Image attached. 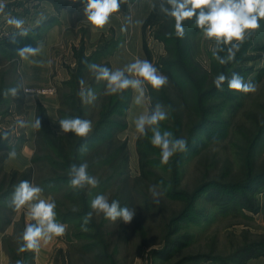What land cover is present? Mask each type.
<instances>
[{
  "label": "rangeland",
  "instance_id": "rangeland-1",
  "mask_svg": "<svg viewBox=\"0 0 264 264\" xmlns=\"http://www.w3.org/2000/svg\"><path fill=\"white\" fill-rule=\"evenodd\" d=\"M66 2H70L64 7L66 9H73L80 4V0H4V12H0V71H4L6 68L10 69V73L5 75L7 82H12L16 75L21 78L19 71L15 70V66L10 68V63L7 61L8 51L15 53L26 45L34 46L37 42L36 35L41 39L45 35L46 27L38 30V33H35L34 29H38L40 24L48 19L52 21V18L55 20L57 17L56 22H59L60 17L58 15L60 14L58 13L64 9H59V7L65 5ZM151 4L152 0H121L118 13L113 14L103 28H96L95 30L85 21L82 10L76 16H73L71 12H64L62 19L67 24L66 30L70 31L68 36L73 37L71 39L75 43L73 54L77 61L81 50L91 54L110 42L107 45L113 49L112 53L110 52L97 63L105 64L106 61H109V66L115 68L122 67L135 57L147 58L163 72L159 65L162 63L163 56L168 55V51L165 42L156 38L152 27H147L146 31L151 58L143 48L142 24L150 12ZM4 13L22 17L25 21L24 27L28 29V32L26 34L12 33L16 29L6 23ZM126 17H131L132 23H128L126 30L122 31L121 25L125 24ZM137 21L139 22L137 23ZM254 31L250 48L243 55V60L235 64V68L238 67L236 72L245 80L256 83V90L245 93L227 89V92L233 97L229 100V108L223 110L218 118V121L222 120L224 124L222 137L210 141L198 152L191 151L189 153L190 157L183 168L179 188L192 190L205 177L225 182H241L255 171L256 173L264 171V134L256 153L254 167L251 164L250 156L251 141L261 124L264 123V20L261 22V27ZM15 35H24V38L17 40L12 45L3 41ZM211 44L212 41L204 38L199 29L192 41L191 48L192 60L197 66L194 67L192 73L196 79H202L206 73V86L214 79V74L210 71L211 58L208 55ZM115 51L117 52L115 53ZM91 77L92 75L88 72L87 80H90ZM166 84H169V91L173 97H176L179 92L177 88L171 87L169 79ZM148 90H150V85L147 86L146 95L148 99L141 105L133 103L132 112L130 111L128 114L129 125L127 129L117 134L120 139H126L127 142L130 175L128 185L130 187H132L135 177L140 174L136 149L139 134L136 133L133 118L149 107L151 98ZM183 90L187 95L192 94L190 86H186ZM104 92H106L105 89L95 92L96 99L91 103H86L91 122L98 115L103 99L102 93ZM21 95L19 98L17 95L9 99L5 98L4 102L6 103L1 106V109L6 110V112L0 114V133L7 132L8 135H0L6 139L0 144V149H2L0 155L5 151L4 147L9 145L8 141L14 137L11 135L13 132L18 139L22 136L21 127L17 124V121L22 120L23 116L26 115L22 105L23 91H21ZM162 105L168 111L166 120L168 124H174L176 109L181 113L182 135L186 133L188 119L197 120V116L193 113L190 114V107L185 103L179 102L178 106L174 105V107L172 104ZM11 125H16V128ZM156 171L161 172L158 167ZM148 185L139 186L143 192L135 190L134 201L128 206L135 208V215L131 221L125 222V234L120 237V246L116 254L118 264H176L185 254L197 256L195 261H190L188 264H222L223 262L220 260L207 257L220 255L225 258L237 250L256 244L261 246H253L254 249L251 248L253 250H250L248 254L239 258L238 261L229 262V264H264V179L256 182L250 189L251 192L242 190L228 192L219 188H211L204 192L198 202L199 216L185 220L176 235L182 236L183 241H188V243L170 253L167 252L163 255L164 257L153 256L150 250L164 247V224L170 220L172 214L182 208L183 202L168 197L158 183ZM151 186H156V190L160 193L159 196L153 197L150 190ZM114 191L115 188L107 196ZM230 197H233L231 202L234 205L233 208L229 207L227 211H222L221 204L229 200ZM247 197L249 199L243 202V198ZM248 203L256 210L246 207ZM95 215L99 218L100 213L95 212ZM136 218L141 229L136 226ZM121 222L124 221L118 218L116 221L110 220L107 224V228L112 231L108 235L113 246L109 248L110 252L114 248L113 244L119 238ZM60 237L61 245H63L62 251L59 246V248L56 246L47 264H108L101 258L97 259L94 256V251L87 252L82 249L80 246L82 241L75 240L69 243L65 240V234ZM9 243L17 248L19 242L14 237ZM10 261L11 264H16L17 260L12 259Z\"/></svg>",
  "mask_w": 264,
  "mask_h": 264
},
{
  "label": "trees",
  "instance_id": "trees-1",
  "mask_svg": "<svg viewBox=\"0 0 264 264\" xmlns=\"http://www.w3.org/2000/svg\"><path fill=\"white\" fill-rule=\"evenodd\" d=\"M68 4L70 2L61 5L59 9L64 8ZM51 22L44 21L41 23L38 29H34L35 33H38L41 28L47 27ZM172 25L173 21L170 18L164 16L157 8H153L152 6L142 24L143 48L150 58L151 51L146 40L147 27H152L156 38L165 42L168 55L163 56L159 67L168 76L171 87L173 86L179 91L176 97H173V94L169 91V84H165L160 89H153L150 86L148 93L151 101L148 108H151L157 102L168 105L172 104L173 107L174 105L178 106L179 102H182L190 107V114L193 113L197 116V120L192 121L188 119L186 123L188 127L185 134H181L182 118H180L181 113L177 109L175 110L176 119L174 120V124H168L167 119L160 122L162 130L168 129L173 132L174 136L183 137L187 142L186 148L174 153L167 163H161L160 149L150 143L151 132L148 131L144 136L139 135L136 141V149L138 152L140 174L138 177H135L133 185L130 187L128 185L130 175L127 142L126 139H120L117 134L128 127L127 114L133 97V89L128 88L123 90V92L115 94L102 93L103 99L98 115L92 121V129L86 137L75 136L71 131L67 133L57 132L50 124L45 107L42 104H38L36 117H39L41 127L36 128V149L29 167L23 171L12 170L10 172H6L3 169V162L8 153L18 149L25 140L23 135L16 143H8L9 145L4 147L5 151L0 155L1 230H4L7 225L14 221V214L17 210L11 205L14 186L20 180L27 179L32 183L39 184L43 188V193L56 201V219L66 224L64 234L67 242L71 243L75 240H80L82 241L80 244L82 249L87 252L94 251V256L97 259L101 258L102 261L108 264H118L116 254L120 246V237L125 234L126 223L121 222L119 238L113 244L114 248L110 252L109 248L113 247L108 239V235L112 232L107 228L110 220L105 218L102 213L97 218L95 211L90 208V201L97 193L103 192L107 195L115 188V191L108 195L109 200L118 199L122 206H129L134 201L135 190L143 192L139 186H142V184L158 183L168 197L179 199L183 202L182 208L172 214L170 220L164 224V247L162 249L150 250L153 256L161 257L167 252L170 253L188 243V241H183L182 236L176 235L185 220L194 219L199 216L198 202L204 192L211 188H219L228 192L238 190L251 192L252 190L250 189L253 188L254 184L264 179V171L260 173H256L255 171L241 182H225L205 177L192 190L179 188L183 168L190 157L189 153L191 151L198 152L210 141L222 137V126L224 124L222 120L218 121V118L223 110L229 108V100L233 96L227 92V80L224 81L222 88H217L213 81L209 82L208 86H206V73L202 79H196V76L192 73V70L196 66L191 56L192 41L199 28L191 20H186L184 22V35L178 37L174 34ZM168 33L173 34L169 35ZM254 34L255 31L252 30L251 34L241 43L239 50L236 51L235 58L225 64H220L213 57L212 51L208 50V55L211 58L210 71L214 74V77L220 72L231 77L232 73L238 70V67L235 68V64L243 60V55L252 44ZM37 37L38 35H36V41ZM23 38L24 35H15L3 41L6 44L12 45L17 40H22ZM107 44H110V42L91 54H87L84 50H81L78 54V61L71 71L70 77L58 89L60 118L79 115L90 120L87 104L82 101L79 95L81 88L80 81L83 79L85 86L91 87L95 92L105 89L106 83H103L102 80L97 81L94 76L90 80H87L89 72L87 65L89 62L97 63L101 58L109 55L110 52L112 53L113 49ZM224 47L226 48L227 46ZM226 54V51L220 52L222 56ZM7 61L10 63V68L11 66H15V70H18L20 57L17 51L15 53L8 51ZM105 64L110 65L109 61H106ZM9 73V68L0 71V91L22 83L21 78L17 75L13 78L12 82H7L5 75ZM186 86L191 87V95H187L183 90ZM21 91L22 89L18 91L17 98L22 96ZM11 97L14 96L11 94H0V114L6 112V110L3 111L1 109L2 104L6 103L4 99ZM263 134L264 123L261 124L251 141L250 156L253 167ZM5 140V137L0 136V144ZM82 145L85 146L86 150H81ZM83 160H87L89 163V173L97 176L100 180V183L96 187L85 186L84 188L77 189L68 183L69 177L67 173L70 165L73 163L78 164ZM157 167L161 170L160 173L156 171ZM248 199V197L243 198L242 201L245 202ZM232 200L233 197H230L229 200L223 202L221 210L227 211L229 207L233 208L234 205L231 204ZM246 207L251 210L254 208L249 203ZM89 211H93V215L90 217L86 227H81L84 223L83 217ZM135 220L136 226L141 229L138 219L136 218ZM26 223L24 217L15 221L14 233L6 235L4 238V248L10 256V260L22 259L24 264H34L36 250L18 252L16 251L18 245L16 248V246L11 245L12 243H9L10 240L14 237L16 238L22 232ZM253 246L260 247L261 245L256 244ZM253 246L237 250L225 258L220 255H209L207 258L220 260L223 262L222 264H229V262L238 261L239 258L248 254L250 250L254 249ZM76 248L78 250V247ZM60 250L62 251V248ZM196 259L197 256L195 254H185L176 264H188L190 261H195Z\"/></svg>",
  "mask_w": 264,
  "mask_h": 264
},
{
  "label": "clouds",
  "instance_id": "clouds-1",
  "mask_svg": "<svg viewBox=\"0 0 264 264\" xmlns=\"http://www.w3.org/2000/svg\"><path fill=\"white\" fill-rule=\"evenodd\" d=\"M80 5L85 21L95 30L103 28L109 22L110 17L118 13L121 0H80ZM151 6L173 21L174 34L178 37L184 35V22L191 20L202 31L203 37L212 41V55L220 64H225L235 58L241 43L251 34L252 30L261 27V20L264 19V0H153ZM4 8V0H0V12H4ZM4 15L6 23L16 29L12 33L26 34L28 32V29L24 27L25 21L22 17L8 13ZM128 23H132L131 17H126L125 24L121 25L122 31L126 30ZM39 51L38 45L36 47L26 45L18 49L17 53L22 59L30 60ZM221 51H226L227 54L222 56ZM87 67L97 81H106L105 91L108 94L120 93L128 88L133 89L135 92L133 100L137 105L144 104L148 99L146 95L148 85L153 89H160L168 81V76L147 58L135 57L122 67L112 68L107 64L96 62H89ZM226 80L229 89L245 93L254 92L257 87L255 82L245 80L238 72H233L231 77L220 72L214 77L213 83L217 88H222ZM80 84L79 95L82 101L85 103L94 101L95 91L91 87H86L83 79ZM20 89H23L25 93L32 92L31 88L19 83L0 91V94H11L15 97ZM167 117L168 111L157 102L133 118L136 133L144 136L148 131L151 132L150 143L160 149L161 163H167L174 153L184 150L187 144L183 137L174 136L173 132L168 129L162 130L160 122L166 120ZM58 120L64 133L71 131L78 137H86L92 129V122L79 115L65 116ZM25 123L24 120L17 121L19 126H24ZM31 126L41 127L38 116L31 122ZM0 135L6 136L8 133L3 132ZM81 150H86L84 145L81 146ZM15 155V150L9 152V156L14 157ZM88 168L87 160L71 164L67 173L68 183L77 189L85 186L96 187L100 180L97 176L90 174ZM150 190L153 197L160 195L156 186H151ZM42 193L43 188L39 184L27 179L20 180L14 186L11 205L14 209H25V215L30 221L16 237L19 242L18 252L38 250L42 241L47 243L65 232L66 224L56 219V201L51 197H44ZM90 208L112 221L119 218L124 222H129L135 215V208L122 206L118 199L109 200L103 192L92 197ZM92 215L93 211L86 213L81 227H86ZM16 264H24V261L17 260Z\"/></svg>",
  "mask_w": 264,
  "mask_h": 264
},
{
  "label": "crops",
  "instance_id": "crops-1",
  "mask_svg": "<svg viewBox=\"0 0 264 264\" xmlns=\"http://www.w3.org/2000/svg\"><path fill=\"white\" fill-rule=\"evenodd\" d=\"M81 5L70 9L64 8L61 13H58L60 17L59 22H56L52 18V22L46 27L45 35L38 37L35 44L40 47V51L30 60H24L20 57V63L18 71L21 75V81L24 86L33 89H45L42 92H29L25 93L23 90V108L26 111V115L23 116L22 120L26 121L24 126H20L22 135L25 140L21 146L15 150L16 155L14 157L9 156L5 158L3 162V169L6 172L12 170L23 171L31 164L33 153L36 149V128L31 126V122L36 118V110L38 104H42L50 120L51 126L57 132H63L59 125V108H60V97L58 89L62 87L63 82L70 77V73L77 63L76 56L73 54V48L75 43L71 40L73 37L69 34V30H66L67 24L62 19L64 12H71L73 16L80 14ZM46 21V20H45ZM47 21H51L48 19ZM67 36V38H66ZM73 42V43H72ZM117 51H115L116 53ZM111 57V56H110ZM31 61V62H30ZM135 92L133 90V97ZM128 110V114L133 109V100ZM127 114V120H128ZM129 125V120H128ZM13 126V125H11ZM16 128V125L13 128ZM12 140L9 143L14 144L17 139L14 132L11 134ZM14 140V141H13ZM44 197H50L47 194L42 193ZM24 217L26 222H30L25 215V209H17L14 214V221L7 225L4 230L0 229V264H10V256L4 248V238L7 235L14 233L15 221ZM61 237H54L47 243L41 242V246L35 251L34 264H47L49 257L52 255L54 248L61 245ZM58 247V248H59Z\"/></svg>",
  "mask_w": 264,
  "mask_h": 264
},
{
  "label": "built area",
  "instance_id": "built-area-1",
  "mask_svg": "<svg viewBox=\"0 0 264 264\" xmlns=\"http://www.w3.org/2000/svg\"><path fill=\"white\" fill-rule=\"evenodd\" d=\"M31 89H32V92H42V91H45V89H33V88H31Z\"/></svg>",
  "mask_w": 264,
  "mask_h": 264
}]
</instances>
